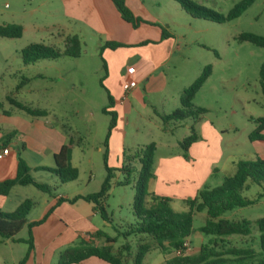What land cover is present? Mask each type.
<instances>
[{
	"label": "rangeland",
	"instance_id": "1",
	"mask_svg": "<svg viewBox=\"0 0 264 264\" xmlns=\"http://www.w3.org/2000/svg\"><path fill=\"white\" fill-rule=\"evenodd\" d=\"M162 1L163 4L169 2ZM192 1L226 15L242 0ZM179 8V12L178 9L173 10L175 23L169 25L179 44L183 47L186 45L182 54L188 56L190 60L182 63L183 59L180 58L177 68L170 65L167 70L171 86L167 103H172L177 89L182 85L188 87L206 65H212L213 76L198 91L193 103L206 109L201 120L195 124L199 140L202 139L201 126L207 123L215 132L207 139H210L214 147L219 146L225 151L218 165L220 169L214 172L213 180L208 185L217 181L221 184L225 177L237 171L239 159H256L249 136L259 124L257 119L264 116V87L260 81L264 47L242 41L239 35L243 32L264 35V0L255 1V4L240 17L226 23L197 18L182 6ZM54 9L58 12L56 15L53 14ZM61 19L63 18L60 14V5L56 0H0V25L15 23L24 28L23 36L20 38L0 36V111L11 107L9 98L12 97L19 102L41 107L52 113L76 139H82L80 144L82 149L77 147L73 158V163L79 169L80 178L88 179L91 170L98 179L105 173L104 141L110 115L103 112L109 101L104 86L106 74L102 53L97 48V41H93L92 38L81 40L83 50L80 57L41 59L31 64H25L22 59V50L34 43L44 45L54 43L55 47L64 48L65 42L58 37L66 33L64 28H60ZM62 68L67 71L66 80L61 79ZM48 73L53 79L48 78ZM152 101L158 103L155 99ZM173 110L174 107L170 108L171 112ZM181 123L183 125L165 133L160 113L155 112L149 105L147 107L137 105L125 127L127 137L124 146L117 137L112 139L116 126L112 130L107 147L108 165L119 168L124 152L138 144L157 142L158 156L177 151V147L166 144L169 141L173 144L185 132H190L194 121L190 118ZM204 142L210 145L208 141ZM100 146L103 151L97 150ZM89 158H92V163L89 162ZM48 163H52L50 158ZM40 174L48 175V180L45 177L40 178L42 182L51 183L50 173ZM119 178L123 179V176L120 174ZM247 184L248 187L242 194L254 203L235 208L225 216L235 220L243 218L251 220L252 233L246 237L235 235L227 241L237 245L251 244L258 248L259 231L256 220L264 216V182L258 185L248 181ZM134 194L132 184L115 185L112 188L106 202L111 223L104 221L107 225L104 227L112 236L119 234L114 249L116 253L122 255L125 264L133 263L140 244L149 246L144 264H160L165 255L172 254L168 251L170 249L160 248L148 236L125 235L127 226L134 224L136 219L133 211ZM29 195L33 197L32 194ZM16 198L18 199L15 195L11 197L14 201ZM35 199L37 201V196ZM173 209L186 210L181 203L174 204ZM37 215L33 213L32 217ZM206 219V212L194 215L192 238L195 244L199 239L207 243L212 238L203 235L199 230ZM17 237L28 238V229L24 227ZM27 248V244L23 242L11 240L0 242V264H20ZM194 251L192 247L189 253L192 254Z\"/></svg>",
	"mask_w": 264,
	"mask_h": 264
},
{
	"label": "crops",
	"instance_id": "2",
	"mask_svg": "<svg viewBox=\"0 0 264 264\" xmlns=\"http://www.w3.org/2000/svg\"><path fill=\"white\" fill-rule=\"evenodd\" d=\"M56 1L60 5V14L63 18L59 22L60 28L66 30L64 36H58L61 41L64 43L70 35H78L82 41L92 38L93 41H97V48L107 64L104 86L107 95L110 93L113 97L114 105L110 110L118 114L112 139L117 137L124 146L127 137L125 127L137 105L145 107L149 105L160 114H169L170 108L177 109L181 106V97L186 88L184 85L175 91L172 103H167L171 88L167 70L170 65L177 68L180 58L183 59L182 63L190 60L188 56L182 54L186 45L183 47L179 44L169 25L175 23L173 10L180 11L181 6L176 0H169L165 2L166 4H163L162 0H125L129 9L141 20L137 27L122 18L112 0ZM57 13L54 9L53 14ZM162 27L170 32L168 37H162ZM108 41L118 42L122 46L116 49L106 47L101 51V47ZM50 44L54 46V43ZM60 76L62 80H66L67 71L61 70ZM212 76L213 71L210 77ZM48 78L53 79L49 73ZM126 84L131 85L132 88L126 90ZM154 99L158 103L152 101ZM195 124L197 123H194V126ZM163 125H165L163 126L165 133H168L183 124L180 121ZM190 132H185L173 144L170 141L166 144V146L177 147V151L171 153L158 156L159 144L155 142L157 145L155 177L148 184L151 194L171 198L172 207L174 204L181 203L186 210L188 208L184 200L195 197L200 189L213 180L225 154L224 150L216 145L214 147L210 139H207L215 132L205 123L201 126L202 139L192 143L186 158L180 142L190 135ZM260 133L264 135V127ZM70 140L73 142L71 164L77 167L73 163V158L77 147L81 148L82 139H76L52 113L45 117H33L12 104L11 107L0 111V182L16 176L20 156L32 169L35 179L41 181L45 177L48 180V175L44 176L40 172L50 173L51 183L47 184L54 186L52 194L42 193L32 185H15L8 195H0V208L5 212L14 211L27 199L34 201L35 206L28 215V222L38 221L49 213L42 224L32 229L34 248L26 264H57L59 254L65 248L74 245L79 238L89 239L90 233L97 230L109 234L104 227L108 222L101 218L93 203L83 199L73 203L61 201V199H72L77 195L85 196L98 192L106 177V171L97 179L90 170L88 179H82L79 176L75 181L62 184L55 174L38 169L55 167L54 154ZM204 141H208L210 145ZM252 145L255 158L264 159V139H255ZM4 148H9L8 154H3ZM97 150L103 151V148L100 146ZM49 158L52 163H48ZM89 162L92 163V158H89ZM122 162L123 159L121 164ZM217 182L210 186H217L219 184ZM13 195L18 199L12 200ZM36 196L39 199L37 201ZM33 213L38 214L37 217H32ZM25 228L28 229L27 226ZM15 238L18 239L17 236ZM188 240L195 250L192 254L197 253L201 245L205 243L199 239L195 244L192 235ZM4 241L10 240L0 239V242ZM174 255L175 252L165 255L160 264H164ZM79 264L110 263L98 257H90Z\"/></svg>",
	"mask_w": 264,
	"mask_h": 264
},
{
	"label": "trees",
	"instance_id": "3",
	"mask_svg": "<svg viewBox=\"0 0 264 264\" xmlns=\"http://www.w3.org/2000/svg\"><path fill=\"white\" fill-rule=\"evenodd\" d=\"M112 1L125 21L132 23L135 27L139 25L140 18L133 14L125 0ZM176 1L197 18H204L216 23H226L240 17L256 0H242L236 3L226 15L200 6L192 0ZM23 33L24 28L20 24L7 23L0 25L1 37L20 38ZM168 36L169 32L162 27V37ZM239 39L264 47V35L243 32L239 35ZM120 46L122 44L118 42L108 41L101 47V51L106 47L116 49ZM82 50L80 37L78 35H70L66 38L63 49L42 43L29 45L22 50V59L25 64H31L41 59H59L64 56L80 57ZM102 60L105 74H107V64L103 57ZM211 74L212 65L208 64L198 77L184 89L181 97V106L169 114H160L163 124L180 122L190 118L194 123H198L201 120L206 113V109L195 106L193 101ZM260 81L264 85V61L261 65ZM9 101L14 107L33 117H45L49 114L45 109L19 102L12 97L9 98ZM108 101V106L103 108V112L110 115V122L104 141L106 147L104 152L106 177L102 186L98 192L85 196L77 195L72 199H61V201L73 203L83 199L91 202L100 213L101 218L111 223L110 214L106 209L110 191L115 185L126 186L132 184L135 190L133 211L136 219L134 224L127 226L128 228L125 232L127 236L145 235L151 237L160 248L176 252L183 248L184 241L194 231V215L201 212H206L207 214L205 224L199 230L203 235L211 236L212 238L207 243H203L197 253L174 255L172 258L167 259L164 264H264V216L256 220L259 231L258 248L251 244L237 245L228 243L227 239L235 235L250 236L252 233V221L245 218L229 219L225 216L227 212L235 208L246 207L254 203L253 200L243 196L242 192L248 187V181L258 185L264 182V159H239L237 171L233 175L225 177L223 182L217 186H204L195 197L184 200L188 208L186 211H176L171 205V198L156 196L148 190L149 181L155 177L154 165L157 150L155 142L138 144L134 148L126 150L123 154V162L119 168H112L108 165V140L117 124L118 118L117 112L110 110L114 105L113 97L110 93H108ZM257 122L259 123L257 129L249 136L251 141L264 139V135L260 133L264 127V118H258ZM190 130V135L180 142L186 158H188L189 147L200 139L194 125ZM72 147L73 142L70 140L54 154L55 167H40L38 169L55 174L62 184L75 181L79 177V169L71 164ZM120 174L123 179L119 178ZM15 185H32L39 191L49 194L54 191V186L33 177L32 169L20 156L16 176L0 182V195H8ZM34 206L35 202L27 199L12 212H5L0 208V239L28 244V249L20 264H26L34 248L32 229L42 224L49 215L47 213L38 221L28 222V215ZM25 226L28 227V238L16 239L17 234ZM118 235L112 236L102 230H97L90 233L89 239L79 238L74 245L65 248L59 254L57 264H79L90 257H98L110 264H125L122 255L116 253L114 249ZM98 241H102V243H98ZM124 247L127 248V245ZM148 250L149 246L147 244H140L132 264H144Z\"/></svg>",
	"mask_w": 264,
	"mask_h": 264
},
{
	"label": "built area",
	"instance_id": "4",
	"mask_svg": "<svg viewBox=\"0 0 264 264\" xmlns=\"http://www.w3.org/2000/svg\"><path fill=\"white\" fill-rule=\"evenodd\" d=\"M130 88H132L131 85H129V84L125 85V89L126 90H129ZM8 153H9V148H4L3 149V154H8ZM191 249H192L191 242L188 239H186L184 241L183 248L178 250V251H176L175 255L180 256V255H183V254H186V253L188 254Z\"/></svg>",
	"mask_w": 264,
	"mask_h": 264
}]
</instances>
